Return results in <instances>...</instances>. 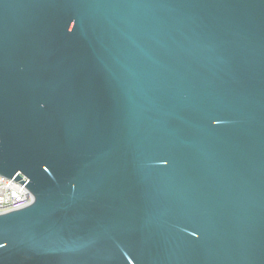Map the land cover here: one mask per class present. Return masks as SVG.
<instances>
[{
  "label": "water",
  "instance_id": "water-1",
  "mask_svg": "<svg viewBox=\"0 0 264 264\" xmlns=\"http://www.w3.org/2000/svg\"><path fill=\"white\" fill-rule=\"evenodd\" d=\"M0 264H264V0H0Z\"/></svg>",
  "mask_w": 264,
  "mask_h": 264
},
{
  "label": "built area",
  "instance_id": "built-area-1",
  "mask_svg": "<svg viewBox=\"0 0 264 264\" xmlns=\"http://www.w3.org/2000/svg\"><path fill=\"white\" fill-rule=\"evenodd\" d=\"M31 203L23 182L0 177V214L7 209L20 210Z\"/></svg>",
  "mask_w": 264,
  "mask_h": 264
},
{
  "label": "bare ground",
  "instance_id": "bare-ground-1",
  "mask_svg": "<svg viewBox=\"0 0 264 264\" xmlns=\"http://www.w3.org/2000/svg\"><path fill=\"white\" fill-rule=\"evenodd\" d=\"M11 211H15V209H7V210H5V213L11 212Z\"/></svg>",
  "mask_w": 264,
  "mask_h": 264
}]
</instances>
